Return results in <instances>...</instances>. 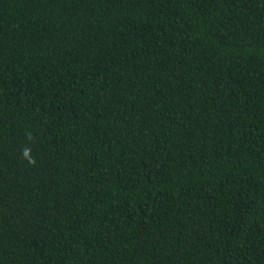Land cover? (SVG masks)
I'll list each match as a JSON object with an SVG mask.
<instances>
[{"label": "trees", "instance_id": "16d2710c", "mask_svg": "<svg viewBox=\"0 0 264 264\" xmlns=\"http://www.w3.org/2000/svg\"><path fill=\"white\" fill-rule=\"evenodd\" d=\"M0 264H264V0H0Z\"/></svg>", "mask_w": 264, "mask_h": 264}]
</instances>
